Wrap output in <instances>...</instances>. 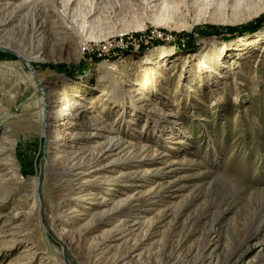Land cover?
<instances>
[{"label":"rangeland","instance_id":"rangeland-1","mask_svg":"<svg viewBox=\"0 0 264 264\" xmlns=\"http://www.w3.org/2000/svg\"><path fill=\"white\" fill-rule=\"evenodd\" d=\"M263 15L264 0H0V46L39 80L0 51V264H65L40 220L43 159L72 264H264V22L227 30Z\"/></svg>","mask_w":264,"mask_h":264},{"label":"water","instance_id":"water-1","mask_svg":"<svg viewBox=\"0 0 264 264\" xmlns=\"http://www.w3.org/2000/svg\"><path fill=\"white\" fill-rule=\"evenodd\" d=\"M0 51L13 53L17 57H19L21 60H23L25 62V64L27 65V67L31 70V73H32L35 81L39 84V80H38V77H37L36 69L31 63H28L27 61H25L22 57H20V55L18 53H16L12 49L0 46ZM43 165H44V159L41 162L40 174H39L38 185H37V195H38V198H39V205H40V208H39L40 220H41L42 225L46 228V230L53 237V239L56 240L58 243H60L62 245V248H63L62 252H63V257H64L65 264H72L69 261V259H68L69 249H68L67 245L61 239H59L57 237V235L55 234L54 229L48 223V221L46 219V216H45V202H44V198H43V195H42Z\"/></svg>","mask_w":264,"mask_h":264},{"label":"bare ground","instance_id":"bare-ground-1","mask_svg":"<svg viewBox=\"0 0 264 264\" xmlns=\"http://www.w3.org/2000/svg\"><path fill=\"white\" fill-rule=\"evenodd\" d=\"M258 38H259V40H262V39H264V33L263 34H260L259 36H258ZM256 40V37L255 38H251L249 41V44L251 45V44H253L254 42H256L255 41ZM253 41V42H252ZM16 51V50H15ZM16 53H18L19 55H20V57H22L25 61H27L28 63H30V59H29V57H27L26 55H24L23 53H21L20 51H16ZM232 64H234V67H236V68H238V67H240L241 65H242V61L240 60V59H235V60H233V62H232ZM42 90L44 91V95H45V103H46V107H47V109H48V116H47V124L49 125V124H51L50 123V121H51V118L52 117H54V119L56 118H58V116L57 115H55L56 114V112H54V110H53V108L54 107H56V105L54 104V103H56V102H58V101H55L54 99H52L51 100V94H49V92L47 91V89L45 88V87H43L42 86ZM57 95V94H56ZM53 96V95H52ZM54 100V101H53ZM60 101V100H59ZM62 107V106H61ZM83 106H82V103H79V102H76L75 104H74V108H76L77 110H80L81 108H82ZM83 111V110H82ZM60 111H58V113H59ZM54 115V116H53ZM94 119V118H93ZM60 120H61V118H60ZM59 124H63L61 121H59L58 122ZM99 130H103V129H105L104 127H99L98 128ZM54 130H52V131H50V132H53ZM94 136V135H96V134H94V133H92L91 134V136ZM57 136V135H56ZM79 136V134L77 135V137ZM48 137H49V135H48ZM98 137H105V136H103V135H98ZM55 138V137H54ZM59 138V137H58ZM57 138V139H58ZM71 139V138H70ZM71 140H73V139H71ZM70 140V141H71ZM75 140V139H74ZM53 142H54V140H53ZM119 145H120V141L118 140V138H112L109 142H108V144H107V146L105 147V149H104V151L105 152H114L117 148H119ZM106 154V153H105ZM60 237H61V235H59Z\"/></svg>","mask_w":264,"mask_h":264},{"label":"trees","instance_id":"trees-1","mask_svg":"<svg viewBox=\"0 0 264 264\" xmlns=\"http://www.w3.org/2000/svg\"><path fill=\"white\" fill-rule=\"evenodd\" d=\"M263 22H264V15L258 17L254 21H251L249 24H247L245 26L228 27L227 30L229 31V33L231 35L232 34L235 35L236 33H238V34L239 33H241V34H243V33H251V32L257 31V29L262 26Z\"/></svg>","mask_w":264,"mask_h":264}]
</instances>
